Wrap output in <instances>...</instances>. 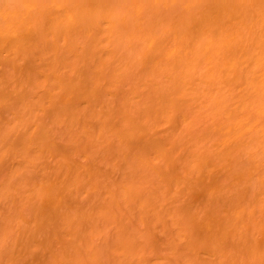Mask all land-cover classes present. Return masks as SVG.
I'll use <instances>...</instances> for the list:
<instances>
[{"label":"bare ground","instance_id":"obj_1","mask_svg":"<svg viewBox=\"0 0 264 264\" xmlns=\"http://www.w3.org/2000/svg\"><path fill=\"white\" fill-rule=\"evenodd\" d=\"M0 264H264V0H0Z\"/></svg>","mask_w":264,"mask_h":264}]
</instances>
